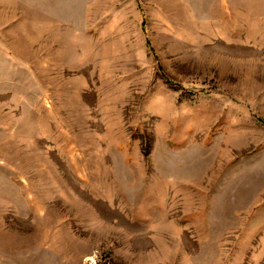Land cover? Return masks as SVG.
<instances>
[{"label":"rangeland","instance_id":"rangeland-1","mask_svg":"<svg viewBox=\"0 0 264 264\" xmlns=\"http://www.w3.org/2000/svg\"><path fill=\"white\" fill-rule=\"evenodd\" d=\"M0 264H264V0H0Z\"/></svg>","mask_w":264,"mask_h":264}]
</instances>
